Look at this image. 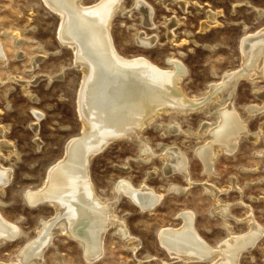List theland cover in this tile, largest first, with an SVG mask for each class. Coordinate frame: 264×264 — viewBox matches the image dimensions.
<instances>
[{"label":"rangeland","instance_id":"1","mask_svg":"<svg viewBox=\"0 0 264 264\" xmlns=\"http://www.w3.org/2000/svg\"><path fill=\"white\" fill-rule=\"evenodd\" d=\"M94 1L97 0H84L87 4ZM146 1L154 10L155 28L144 26L138 11L129 17L118 13L112 25L115 45L125 56L143 55L164 69L169 68L168 57L179 59L187 70L181 85L189 99H206L212 84H221L224 75L239 71L243 64L241 41L264 27V0H173L167 4L164 0ZM179 1L189 2L187 10ZM122 4L125 9H132L133 0H123ZM211 11L216 13V25L209 18ZM176 18L181 22L171 41L167 24ZM59 26V18L42 0H0V42L10 61L0 66V77L5 81L0 86V126L8 127L0 140L12 143L17 151L12 156L7 150L2 151L3 166L14 173L10 185L0 190V213L24 233L19 240L0 248L2 264L15 263L22 249L36 238L40 222L54 215L51 207L31 209L24 193L43 185L49 167L64 157L66 144L82 131L76 110L82 72L73 66V53L61 46L57 38ZM142 31L158 36L156 46L145 49L138 45L136 37ZM19 38L23 40L20 47L16 44ZM19 52L24 57L17 58ZM39 55L47 57L33 69L32 61ZM11 77L22 81L42 78L38 84L24 87ZM236 89L235 107L249 132L240 139L234 153L222 152L213 173H207L196 152L201 147L199 142L205 141L204 124L218 123L212 101L206 105L210 116L204 111L206 107L184 114L160 113L154 124L141 133L147 151L137 140L122 139L92 159L94 188L111 203L117 200L114 186L121 178L136 186L145 182L157 194L164 195L159 206L150 212L126 196L117 202L115 213L136 238L132 244L112 229L105 237L102 258L88 263L77 241L59 236L46 251L44 261L35 264H209L174 260L160 244L158 232L164 227H180L184 212L196 214V228L212 246L227 236L228 224L236 234L249 232L248 218L252 216L263 236L253 250L243 255L241 264H264V99L260 96L264 94V80L254 83L243 78ZM34 111L40 112L38 121ZM35 121L37 135L31 127ZM169 147L189 161V176L165 171ZM217 204L230 206L226 219L218 213L221 208Z\"/></svg>","mask_w":264,"mask_h":264},{"label":"bare ground","instance_id":"2","mask_svg":"<svg viewBox=\"0 0 264 264\" xmlns=\"http://www.w3.org/2000/svg\"><path fill=\"white\" fill-rule=\"evenodd\" d=\"M42 1L59 18L57 38L61 46L73 53V66L82 72L76 98V110L82 123V131L66 144L64 157L49 167L43 185L39 189L25 191L24 200L31 209L40 206L51 207L54 209V215L40 222L36 238L22 249L13 264H35L44 261L46 251L59 236L77 241L86 261L95 263L104 255L105 237L110 230H118L117 234L130 243L136 239L126 230L127 227L124 228V219L115 213L117 202L122 196L128 197L142 210L150 212L159 206L164 195L157 194L145 182L136 186L129 179L121 178L114 186L117 200L111 203L112 201L103 198L94 188L90 174L92 159L104 152L110 144L122 139L137 140L142 149L147 151L141 133L145 127L154 124L160 113L197 112L212 101L215 103L218 123L204 124L202 128L205 141L202 139L199 142L201 147L196 152L207 173H213L215 163L222 152L234 153L240 139L248 135L247 123L242 120L236 109L234 98L241 79L248 78L254 83L256 80H264V27L247 34L241 41L243 64L239 71L224 75L221 84H212L210 95L206 99H189L181 85L187 70L179 59L168 57L169 68L164 69L143 55L125 56L115 45L112 25L118 13L129 17L132 12L138 11L143 25L150 29L155 28L154 10L146 0H133L132 9L129 10L125 9L123 0H97L93 4H87L84 0ZM169 1L173 0H164V3ZM178 4L187 10L189 2L179 1ZM212 12L209 18L215 24L217 17L216 13ZM180 22L181 20L176 18L167 24L171 41ZM158 40V36H149L145 31L136 37L138 45L145 49L156 46ZM22 43L21 38L16 41L18 47ZM22 57L24 55L19 52L17 58ZM46 57L47 55H39L34 58L32 68L36 69ZM9 62L0 42V66H6ZM64 72L65 69L59 75L60 79ZM33 78L34 80L22 81L14 77L12 81L25 87L27 84H38L42 77ZM3 85L5 81L0 77V86ZM27 93L35 99V96ZM260 96L264 99V94ZM204 111L208 116L211 115L207 107ZM253 112L257 110L253 109ZM34 114L38 121L40 112L34 111ZM36 121L31 127L37 135ZM7 128L0 126V139L5 137ZM255 140H258V136L254 137ZM36 142L39 143L38 138ZM3 149L7 150L9 156L17 155L12 143L0 140V190L10 185L14 173L11 168L2 164V159L5 158ZM165 163L167 173L181 172L185 176L188 175L189 161L175 148L167 149ZM210 189L214 191L213 187ZM217 205L221 208L218 213L226 219L230 206ZM180 218V227H164L158 234L160 244L170 256L185 263L241 264L243 255L253 250L263 236L262 228L250 216L249 232L236 234L229 229L228 224L225 226L227 236L221 243L212 246L198 232L195 213L184 212ZM23 234L16 223L9 222L0 213V248L19 240Z\"/></svg>","mask_w":264,"mask_h":264}]
</instances>
